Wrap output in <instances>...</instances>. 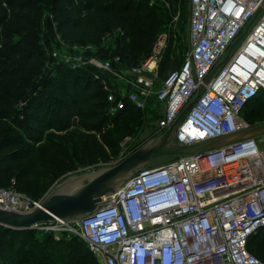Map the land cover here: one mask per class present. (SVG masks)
Returning a JSON list of instances; mask_svg holds the SVG:
<instances>
[{"label": "built area", "instance_id": "1", "mask_svg": "<svg viewBox=\"0 0 264 264\" xmlns=\"http://www.w3.org/2000/svg\"><path fill=\"white\" fill-rule=\"evenodd\" d=\"M189 7L188 55L156 93L162 115L134 148L128 149L129 138L124 141L120 160L169 128L236 41L174 141L193 144L264 123H251L244 115V107L264 92V0H190ZM162 39L132 71L115 72L133 75L142 86L128 102L119 100L115 110L146 107L154 79L144 73L158 67ZM91 62L111 68L109 60ZM40 203L0 187V207L26 212ZM30 229L85 239L99 264H264L248 248L250 237L264 230V132L143 168L104 196L88 218L40 222Z\"/></svg>", "mask_w": 264, "mask_h": 264}, {"label": "trees", "instance_id": "2", "mask_svg": "<svg viewBox=\"0 0 264 264\" xmlns=\"http://www.w3.org/2000/svg\"><path fill=\"white\" fill-rule=\"evenodd\" d=\"M175 5L176 1L171 0L154 5H133L127 0H0V44L8 24L15 22L30 32L47 8L53 17L50 21L52 31L69 47L94 45L99 57L112 58L111 72L101 73L102 70L92 64L73 66V60L54 57V53H49L30 33L29 38L20 37L15 41L16 65L0 71V79L4 80L0 85L1 188L32 192L24 184L29 179L28 170L37 166L38 144L44 141V133L52 128L66 131L80 124L91 131L105 126L113 118L110 137H104V143L88 141L86 144L87 162L103 164L119 154L121 136L135 132V125H138L125 121L123 116L128 110L137 108L128 107L112 114L103 80L111 88H118L115 72H130L147 60L173 11L179 10L177 26L187 29L190 0H184L179 9ZM113 35H117L115 50L105 44ZM169 58V53L162 57L159 70L165 69ZM17 98L24 101L21 109L10 105ZM244 115L251 123L264 121L263 91L244 107ZM26 158H30L27 163ZM151 167L155 166L147 168ZM12 179L17 185L7 186ZM248 248L264 260V230L250 237ZM0 264L99 263L87 241L79 236L0 225Z\"/></svg>", "mask_w": 264, "mask_h": 264}, {"label": "rangeland", "instance_id": "3", "mask_svg": "<svg viewBox=\"0 0 264 264\" xmlns=\"http://www.w3.org/2000/svg\"><path fill=\"white\" fill-rule=\"evenodd\" d=\"M171 1H176L177 9H179L184 0ZM127 2L133 5L141 3L154 5L161 2L169 3L170 0H127ZM49 13V10L46 8L42 18L36 25H34L30 32H27L22 26L15 24V22H11L6 26L2 32L3 41L0 44V71H5L6 69L15 67L17 56H13V53L17 50V47L14 43L20 37L29 38L30 33L35 41H37L42 47L47 48L49 53L52 51L54 53V57H59L64 60H73V66L92 64L96 68L101 69V73H105L106 71L111 72V68H101L91 62L92 59H96L98 61H112V58L103 59L99 57L98 50L94 48V45H87L85 48L77 45L69 47V44L60 35L57 33L54 34L50 26V21L53 17L50 16L51 14ZM178 16L179 10L172 12L170 15L171 18L167 23V27L157 38L153 49V52L155 49L158 50L156 46L160 38L163 36L164 39H162L163 46L161 48V60L167 53L170 54V58L165 66V69L159 70L160 60L155 71L147 70L144 73L147 77L154 79V85L147 100L146 107L132 111L128 110L123 116L125 121L138 123V125H135V132L124 133L123 136H121L119 154L113 155L111 160L103 164H89L87 162L86 144L88 141H94V143L99 141L104 143V137H110V122L113 118H110L105 126L95 128V130L91 131L86 130V125L83 126L80 124L73 125L66 131H62L57 128L49 129L44 133V141L38 144L39 156L37 166L32 168L31 171L28 170L29 179L24 183L32 189V192H27L25 189H22L24 193H28V195L36 198H39L40 196L42 197L57 182L75 172H80L89 168L93 170L98 167L108 166L118 162L121 158V148H123V143L126 139L129 138L127 143L128 149H132L150 136L155 124L163 112V106L156 98V93L161 86L162 79L170 71L179 69L180 66H182L189 51L188 31L186 27L184 29H180L177 26ZM105 42L108 48L110 47L115 50L117 48V35H113ZM157 73L160 78L155 79L154 74ZM113 76L118 79V88L114 87V91L110 90L109 87L111 86H109L107 81L103 80V82L106 83L105 89L108 92V101L110 103L109 109L112 114H115L118 112L115 109L119 100H123L125 102L128 101L129 94L133 90L142 91V86L135 82V77L131 74L126 77L123 76V78L119 77L115 73ZM96 78L99 79L100 77L96 75ZM3 81L4 80L0 79V85H3ZM122 85L123 90L120 91ZM13 92L14 90H11V93ZM10 105L13 106V108L21 109L24 106V101L17 98V101H11ZM20 116L24 117L23 114ZM170 159H172L171 156L160 157L155 159L152 164L150 163L148 165L156 166L165 163ZM29 160L30 158H26L25 163ZM82 163H85V165ZM148 165L144 168H147ZM16 182L12 179L11 183L7 186H16Z\"/></svg>", "mask_w": 264, "mask_h": 264}, {"label": "water", "instance_id": "4", "mask_svg": "<svg viewBox=\"0 0 264 264\" xmlns=\"http://www.w3.org/2000/svg\"><path fill=\"white\" fill-rule=\"evenodd\" d=\"M237 42L230 47L227 57L211 71L205 82L199 86L196 94L188 101L175 121L163 134L142 143L112 165L98 167L93 170L88 167L89 169L67 176L57 182L41 198L40 205L33 210L23 212L0 207V225L23 230L33 228L40 222L88 218L90 214L98 210L104 196L115 193L127 179L157 158L196 154L209 150L215 151L230 143L251 138L264 132V123H261L193 144L174 141L177 129L186 114L205 91L217 71L226 62Z\"/></svg>", "mask_w": 264, "mask_h": 264}]
</instances>
